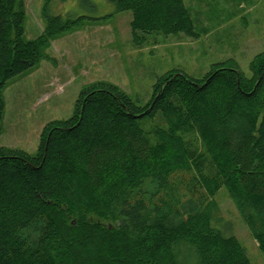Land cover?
Listing matches in <instances>:
<instances>
[{"label":"trees","instance_id":"trees-1","mask_svg":"<svg viewBox=\"0 0 264 264\" xmlns=\"http://www.w3.org/2000/svg\"><path fill=\"white\" fill-rule=\"evenodd\" d=\"M19 1L0 0V133L8 83L83 19L53 16L45 0V33L26 42ZM106 1L132 13L136 45L199 38L185 0ZM249 70L228 59L202 80L168 72L146 106L95 83L36 155L0 147V264H253L215 200L222 189L264 256V52Z\"/></svg>","mask_w":264,"mask_h":264},{"label":"rangeland","instance_id":"rangeland-1","mask_svg":"<svg viewBox=\"0 0 264 264\" xmlns=\"http://www.w3.org/2000/svg\"><path fill=\"white\" fill-rule=\"evenodd\" d=\"M199 38L162 34L133 42L131 12H116L106 0H53L49 11L64 21H77L39 52L36 66L15 77L3 96L5 111L0 147L36 155L45 128L70 119L82 91L95 83L119 87L141 106L151 101L158 79L180 70L202 80L212 66L236 60L250 76L252 60L264 52V0H185ZM45 0H20L24 39L38 40L45 33ZM160 118L147 121L151 131L162 126ZM186 140L204 151L196 135ZM190 173L177 174L190 177ZM228 224L232 225L253 264H264V256L249 228L241 219L226 189L215 198Z\"/></svg>","mask_w":264,"mask_h":264}]
</instances>
